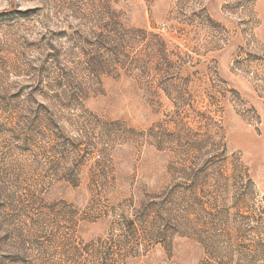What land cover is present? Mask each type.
I'll use <instances>...</instances> for the list:
<instances>
[{"label":"rangeland","instance_id":"obj_1","mask_svg":"<svg viewBox=\"0 0 264 264\" xmlns=\"http://www.w3.org/2000/svg\"><path fill=\"white\" fill-rule=\"evenodd\" d=\"M0 264H264V0H0Z\"/></svg>","mask_w":264,"mask_h":264}]
</instances>
